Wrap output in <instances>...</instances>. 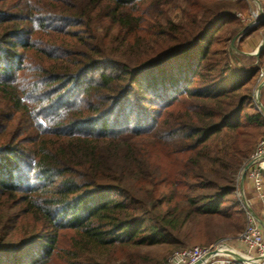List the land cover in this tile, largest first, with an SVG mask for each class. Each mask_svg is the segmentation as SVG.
I'll use <instances>...</instances> for the list:
<instances>
[{
    "label": "trees",
    "instance_id": "16d2710c",
    "mask_svg": "<svg viewBox=\"0 0 264 264\" xmlns=\"http://www.w3.org/2000/svg\"><path fill=\"white\" fill-rule=\"evenodd\" d=\"M242 3L0 0V264H133L119 250L243 229L264 65L228 47Z\"/></svg>",
    "mask_w": 264,
    "mask_h": 264
},
{
    "label": "rangeland",
    "instance_id": "374dc122",
    "mask_svg": "<svg viewBox=\"0 0 264 264\" xmlns=\"http://www.w3.org/2000/svg\"><path fill=\"white\" fill-rule=\"evenodd\" d=\"M242 7L234 11L238 16L239 20L236 25L228 24L225 26L226 35L230 36L229 48L235 50L236 53L241 54L240 62L237 63V66L240 68H250L258 67L259 65H264V0H243ZM182 15L181 8L173 7L171 9V17L177 21ZM222 25V24H219ZM261 46V47H260ZM260 47V48H259ZM261 89V88H260ZM254 92L256 93V88L253 90V101L254 106L259 109L258 104L255 101ZM259 102L263 106L262 102ZM264 107V106H263ZM260 110V109H259ZM263 115V112L260 110ZM255 139L252 144L264 135V127L254 131ZM219 144L216 143V146ZM251 147V148H252ZM153 161L160 165L161 168L170 173L175 165H178L172 157L167 158L163 153L153 150L152 152ZM151 158V159H152ZM164 170L162 172H164ZM239 171L237 176V186L235 195L239 200V203L242 202L241 199L244 198L248 202L249 208L251 207V201L249 200L253 195L252 188H247L244 185V180L242 186H240V175ZM167 189V188H166ZM241 205V204H240ZM242 207V206H241ZM243 209V208H242ZM244 210V209H243ZM245 212V210H244ZM242 231V230H241ZM240 231V232H241ZM223 234L217 235L214 240L210 243H185L181 247L192 246V245H209L215 242L218 239H229L234 240L238 234ZM182 240V239H181ZM68 238L64 239L63 246L67 244ZM180 247V248H181ZM177 248H169L166 245H158L148 249L139 250L137 252L130 250H119L117 253L120 255V258L131 261L133 264H163L167 259L169 254ZM60 264L61 262H57Z\"/></svg>",
    "mask_w": 264,
    "mask_h": 264
},
{
    "label": "built area",
    "instance_id": "2783aa9c",
    "mask_svg": "<svg viewBox=\"0 0 264 264\" xmlns=\"http://www.w3.org/2000/svg\"><path fill=\"white\" fill-rule=\"evenodd\" d=\"M261 83L264 84V66L258 73L256 87ZM245 165L244 179L251 185L253 197L259 204L260 218L264 222V135L255 143ZM241 201L246 222L234 240L224 238L209 245L174 249L163 264H264V228L250 211L248 202L244 198ZM225 251H234L250 261L243 263L225 254Z\"/></svg>",
    "mask_w": 264,
    "mask_h": 264
},
{
    "label": "water",
    "instance_id": "95a60500",
    "mask_svg": "<svg viewBox=\"0 0 264 264\" xmlns=\"http://www.w3.org/2000/svg\"><path fill=\"white\" fill-rule=\"evenodd\" d=\"M261 47V46H260ZM259 47V48H260ZM262 85H263V83H261V84H259L257 87H256V93H255V101H256V103L258 104V106H259V109L263 112V114H264V107L260 104V102H259V96H260V88L262 87ZM246 168H247V165H245L244 167H243V169H242V171H241V175H240V186H242V183H243V180H244V173H245V170H246ZM250 211H251V209H250ZM252 212V211H251ZM252 214L254 215V217L257 219V221L263 226V228H264V222L259 218V217H257L253 212H252ZM225 254H227V255H229V256H231V257H233V258H235L236 260H239V261H241V262H243V263H249V259L247 258V257H245V256H242V255H240V254H238V253H236V252H234V251H225Z\"/></svg>",
    "mask_w": 264,
    "mask_h": 264
},
{
    "label": "crops",
    "instance_id": "0c3cea01",
    "mask_svg": "<svg viewBox=\"0 0 264 264\" xmlns=\"http://www.w3.org/2000/svg\"><path fill=\"white\" fill-rule=\"evenodd\" d=\"M244 186L247 187V188H251V185L249 183V181L247 179L244 180ZM252 190V189H250ZM251 201V211L257 216L260 218V210H259V204L258 202L255 200V198L253 197V195L251 196V198L249 199ZM261 219V218H260Z\"/></svg>",
    "mask_w": 264,
    "mask_h": 264
}]
</instances>
